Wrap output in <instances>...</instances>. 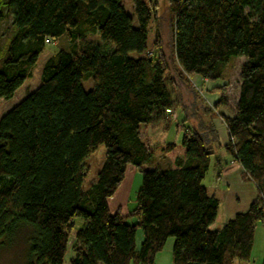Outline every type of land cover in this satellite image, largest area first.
Here are the masks:
<instances>
[{"label": "trees", "instance_id": "1", "mask_svg": "<svg viewBox=\"0 0 264 264\" xmlns=\"http://www.w3.org/2000/svg\"><path fill=\"white\" fill-rule=\"evenodd\" d=\"M132 3L136 26L121 0H0V25L10 17L12 28L0 46V99L13 97L46 44H67L44 61L38 86L0 117V248L28 229L22 264H63L72 231L69 264H154L167 239L172 264L251 257L264 224V0H171L178 74L147 47L155 3ZM238 57L245 61L234 112L221 116L222 148L257 197L213 230L219 201L202 181L211 158L217 177L223 165L214 112L181 98L190 93L185 76L224 79ZM177 110L190 124L181 141L155 142L152 133ZM99 145L103 162L84 188V161ZM158 156L169 165L154 163ZM128 165L141 173L135 206L111 214L107 201ZM75 218L84 222L76 231Z\"/></svg>", "mask_w": 264, "mask_h": 264}, {"label": "rangeland", "instance_id": "2", "mask_svg": "<svg viewBox=\"0 0 264 264\" xmlns=\"http://www.w3.org/2000/svg\"><path fill=\"white\" fill-rule=\"evenodd\" d=\"M154 2L155 15L154 20H152L148 27V37H147V47L149 51L159 54L163 57L167 64L178 74L179 69L176 65L175 58L172 50V31L170 25V14L168 9V4L171 0H144ZM121 4L127 14L134 18L133 24L137 25L134 12L132 0H121ZM152 4V3H151ZM11 20L7 17L0 25V46L4 48L7 41L11 36ZM93 37L89 36V39ZM67 47L66 39L63 37L61 39L52 41L50 44H46L43 52L39 55L34 67L30 70L29 77L24 81L23 85L16 90L13 97L8 100L0 99V117L16 105L24 95L32 90H34L39 84L40 70L44 61L51 56L59 48ZM244 57H238L231 59L227 65L225 78L220 79L215 82H203L200 84V77L190 76L186 78L187 85L198 94L196 96L191 89L187 88V92H190L188 96L183 95L182 104L185 106H190L196 101L198 105L203 104L209 110H213L212 123L217 126V129H225L224 122L221 119L222 115L230 116L234 112L236 106V100L238 95L239 86V73L240 66L244 63ZM82 86L85 91L92 87V80L90 78L82 79ZM190 97V99H189ZM225 104H220L219 101L223 100ZM218 104V105H217ZM217 105V106H216ZM201 106V105H200ZM172 123L168 127L163 125L164 130L158 129L154 131L155 142H180L183 136L182 122L181 120L185 117L183 112L175 111L171 115ZM207 118V116H206ZM216 119L218 122H214ZM207 120V119H206ZM185 123V122H184ZM161 128V127H160ZM180 129V130H178ZM223 138V136H222ZM105 153V148L103 145H99L98 148L87 156L84 161L86 175L84 177L83 187L87 188L90 184L96 181V174L100 169L103 162V156ZM154 163L160 165L161 167H167L169 165V160L164 157H156L153 160ZM216 173L213 169V159L211 158L210 166L205 174L202 184L205 186L207 192H209L210 186L216 181ZM141 186V173L131 165H128L124 174V178L115 193L108 199V209L109 212L115 213L119 212L122 215H127L135 206L136 194ZM221 207L217 213V217L214 220L211 228L221 227L223 223V218L221 215ZM133 220L132 217H128L127 221ZM75 226V231L81 229L84 226V222L80 218L73 219ZM261 223L258 224L259 226ZM28 234V229L21 230L18 235L13 239V241L5 244L0 248V264H22L25 249H26V236ZM140 231H137V245L140 243ZM172 240V239H171ZM74 243V231L69 234V244L68 250L65 253L63 264H69V258L71 257L70 247ZM263 253L261 249L255 248V261L251 259L243 264H262L263 259L259 257ZM264 257L263 254L261 258Z\"/></svg>", "mask_w": 264, "mask_h": 264}, {"label": "crops", "instance_id": "3", "mask_svg": "<svg viewBox=\"0 0 264 264\" xmlns=\"http://www.w3.org/2000/svg\"><path fill=\"white\" fill-rule=\"evenodd\" d=\"M203 82H207V81L205 80L203 81L200 79V84L201 83L203 84ZM171 117L170 119H172ZM182 121L183 119L181 120V122ZM214 122H218V121L214 119ZM183 124L188 125L189 123L185 122V123H182V125ZM214 127L218 134L220 145H221V148L218 149L216 153L220 156L221 160L223 161V165L221 167L219 176L218 177L215 176L216 181L210 186L209 192L207 193L210 195H214L219 201L217 213L221 207L222 209L221 215L223 218V223L221 227H218V228H222V226L227 221L232 219L237 213L244 212L248 209L249 205L256 199L257 191L255 188V185L250 180L244 177L243 170L239 166V164H237L234 160H232L226 154L225 150L222 148L224 145H226L228 141L227 133L225 129L222 128L223 131H221L217 129V126L214 125ZM158 129L164 130L162 125L159 126ZM153 134L154 133H152V136L154 137ZM211 229L218 230L217 228H211ZM140 239H141V236H140ZM172 245H173V239L172 240L167 239L163 249L155 255L154 264H172V261H171ZM261 247L263 250L262 254L264 256V224L260 225L259 228L257 225L255 232H254L253 246H252L251 257H250L252 261L256 260L255 254H254L255 248L261 249ZM261 256L259 258L263 259L264 257L261 258ZM243 263H246V262L235 260L232 264H243ZM262 264H264V260Z\"/></svg>", "mask_w": 264, "mask_h": 264}]
</instances>
